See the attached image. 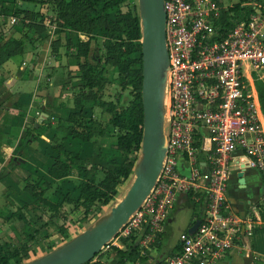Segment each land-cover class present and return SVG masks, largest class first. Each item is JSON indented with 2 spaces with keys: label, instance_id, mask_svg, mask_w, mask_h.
<instances>
[{
  "label": "built area",
  "instance_id": "2783aa9c",
  "mask_svg": "<svg viewBox=\"0 0 264 264\" xmlns=\"http://www.w3.org/2000/svg\"><path fill=\"white\" fill-rule=\"evenodd\" d=\"M251 4L245 21L224 30L214 23L215 0H163L166 153L155 185L119 235L131 233L138 256L146 255L180 193L199 216L191 233L179 231L178 247L151 264H215L241 228L264 227V115L254 82L264 77V11ZM238 155L262 181L259 199L244 215L230 210L225 195ZM125 264L140 262L134 257Z\"/></svg>",
  "mask_w": 264,
  "mask_h": 264
},
{
  "label": "crops",
  "instance_id": "0c3cea01",
  "mask_svg": "<svg viewBox=\"0 0 264 264\" xmlns=\"http://www.w3.org/2000/svg\"><path fill=\"white\" fill-rule=\"evenodd\" d=\"M216 2L219 10L235 2L244 3L240 0L225 4L220 0ZM14 7H19L18 12L10 13ZM27 8L42 12L41 29L26 25L30 18L21 9ZM49 10L52 12L49 13ZM53 11L49 0H0V42L8 36H15L22 45L20 53L9 56L0 64V245L22 243L25 245V254L29 257L41 254L46 245L55 246L62 242L57 225L65 226L69 235L75 232V223L69 222V214L65 219L56 215L47 217L44 223L41 215L48 214L49 211H41L42 204L24 187V179L28 176L35 177L39 172L45 181H55L46 172L55 155L51 148V137L54 134L63 136L57 128V119H67L72 108L71 96L66 97L62 93L68 76H72L73 85L76 86L77 67L73 62L72 43L76 37L86 38L73 31L55 32ZM10 17H14V20L11 21ZM261 34L264 35V25L261 27ZM57 72L62 73L59 79ZM82 102L83 107H90L94 118H107V112L101 111L97 106H90L88 100ZM54 116H57L55 123ZM108 128L109 134L95 137L93 144L70 136L65 137L63 143L67 148L79 150L82 159L92 160L98 153H103L107 160L122 158L125 153L112 147L115 137L111 128ZM237 153L236 151L235 155ZM67 158L64 160L67 161ZM244 160V156L238 155L231 161L225 191L230 210L240 215L250 209V204L259 199L262 191L258 170L242 166ZM240 170L244 180L243 188H239L237 182L236 172ZM253 172L257 174V179L251 177ZM53 187L54 184L45 191V195L50 198L53 197ZM182 202L190 206L186 198L176 201L160 230L165 228L164 232H169V235L161 232L159 238L146 248V255L138 256L133 237L130 238L134 248L133 256L140 264H151L174 250L176 236H171V225L175 221L174 212ZM68 205L64 204L65 207ZM195 212L194 205L182 230L190 225ZM247 221H244V226ZM117 246H122V243ZM118 258V254L112 256L113 261L108 264H114ZM95 259L105 264L102 259ZM257 261H264V227L261 226L249 233L241 228L225 258L215 264H258Z\"/></svg>",
  "mask_w": 264,
  "mask_h": 264
},
{
  "label": "trees",
  "instance_id": "16d2710c",
  "mask_svg": "<svg viewBox=\"0 0 264 264\" xmlns=\"http://www.w3.org/2000/svg\"><path fill=\"white\" fill-rule=\"evenodd\" d=\"M250 1L259 3L261 10L264 11V0ZM49 2L55 11V32L73 31L83 34L86 38L76 37L72 43L73 62L77 67L75 79L77 91L71 96L72 108L67 119H57L59 124L57 128L63 136L58 137L54 134L51 137V148L55 155L46 172L55 181H45L39 172L35 177H26L24 187L42 204L41 211H49L48 214L41 215L44 223L47 217L56 215L65 219L69 214V222L77 224L75 228L79 227L75 229L77 232L90 221L91 213L95 217L109 205L110 201H114L118 193L117 187L126 183L130 175L139 148L141 129L139 22L135 0H49ZM251 2H235L221 8L214 23L220 24L225 30L236 22L245 21L254 10ZM18 9L19 7H14L10 13L15 14ZM21 10L30 18L26 23L28 27L42 28V12L30 8ZM97 34L101 38L103 52L93 57L91 61L87 57L89 39ZM21 50L22 45L18 37L8 36L3 39L0 42V64ZM108 70L116 72L121 77V87L129 86L130 98L125 103H119L117 100L112 103L102 98L100 90L110 81ZM254 82L264 115V77L255 79ZM83 100H88L90 106H97L101 111L107 112V118L105 120L94 118L90 107H83ZM108 127L115 137L112 147L125 153L122 158L107 160L103 153H98L92 160L82 159L79 150L67 148L63 143L64 138L70 136L81 142L91 141L93 144L95 137L109 134ZM64 155H67V161L64 160L66 158ZM52 184L53 197L50 198L45 195V191ZM66 203L69 205L65 207ZM101 205L104 207L101 208ZM194 216L197 218L199 213L195 212ZM260 216L264 218L262 211ZM85 219L88 221L82 224ZM56 229L61 233V241L71 236L61 224L57 225ZM160 234L161 231L157 233V239ZM116 237L122 246L109 243L107 247H112L119 255L114 264H125L127 259L134 258V248L130 240L132 234L122 236L118 233ZM52 247L54 245L44 246L41 253ZM177 247L176 241L174 250ZM24 250L25 245L22 243L0 245V264H17L36 256L29 257ZM92 257L87 263L104 264L97 259L91 260ZM257 263L264 264V261Z\"/></svg>",
  "mask_w": 264,
  "mask_h": 264
},
{
  "label": "water",
  "instance_id": "95a60500",
  "mask_svg": "<svg viewBox=\"0 0 264 264\" xmlns=\"http://www.w3.org/2000/svg\"><path fill=\"white\" fill-rule=\"evenodd\" d=\"M139 22L141 129L126 188L91 221L54 247L17 264H83L116 237L129 216L149 194L160 174L166 153L165 120L167 51L164 40L163 0H135ZM238 187H244L237 171ZM180 193L178 199H183ZM197 219L186 227L191 233Z\"/></svg>",
  "mask_w": 264,
  "mask_h": 264
},
{
  "label": "rangeland",
  "instance_id": "374dc122",
  "mask_svg": "<svg viewBox=\"0 0 264 264\" xmlns=\"http://www.w3.org/2000/svg\"><path fill=\"white\" fill-rule=\"evenodd\" d=\"M220 1L225 4V3H230L233 0H220ZM240 1H243L244 3L250 2V0H240ZM122 10H124V6H122ZM51 12L52 11L49 10V13H51ZM53 13H54V11H53ZM102 52H103V45L101 42V38L98 36V34L94 35L93 37H90V39H89V52H88L87 57L91 61H93L92 58L101 55ZM100 60H102V58ZM107 72H108L107 75L109 76L110 81L108 83H105L100 90V94H101L102 98L109 100L112 103L114 100H117V102H119V103H125L130 98L129 86L121 87V83H120L121 77L118 76L116 74V72L109 71V70ZM74 73H75V70H74ZM61 75H62V73L59 74L57 72L56 73L57 79H59V77H61ZM66 79L67 80L65 82V86L62 89V93L64 95H66V97H70L77 90H76V87L73 85L74 80H73L72 76H70V77L68 76ZM53 82H54V80H53ZM55 82H57V80H55ZM60 82H61V80H60ZM62 93H60V94L62 95ZM56 105H57V103H56ZM57 113L58 112H55V114H57ZM59 113H61L60 110H59ZM56 117L57 116H54V119H53L54 123L56 122V119H57ZM73 141L75 142V140H73ZM64 156L66 157L67 155H64ZM251 177L257 179V174L255 172H253ZM125 188H126L125 183H123L117 187L118 193L115 195L114 201L120 197V195L123 193ZM111 203L112 202L110 201L109 204H111ZM103 207L104 206L101 205V208H103ZM190 212H191V207H189V206L188 207L186 206L183 208H178L175 210V212H174V220L175 221L171 225V236L172 237L176 236V238H177L179 231L182 230V227L184 226L183 222L188 217ZM90 216H91V219H89V220L91 221L94 218V216L92 213ZM86 221H88V219L83 220V222H81V223L85 224ZM76 225L77 224H75V226ZM77 228H79V227H77ZM77 228H75V229H77ZM163 229L164 230L161 231L162 234L164 233V234L169 235V232H164L165 228H163ZM167 229H169V225H168ZM253 230H257V227H254ZM161 237H162V235H161ZM110 243L114 244V245H121V242L118 240L117 237L112 239ZM173 243H175V242H173ZM33 244L34 243H32V246H33ZM112 256H117L116 251H114V249L112 247L105 246L101 250H99L98 253L95 256H93L91 260H94L95 258H100V259H102L103 262H105V264H108L109 261H113V259L111 260ZM87 262L88 261H86L83 264H90Z\"/></svg>",
  "mask_w": 264,
  "mask_h": 264
},
{
  "label": "flooded vegetation",
  "instance_id": "af4514ba",
  "mask_svg": "<svg viewBox=\"0 0 264 264\" xmlns=\"http://www.w3.org/2000/svg\"><path fill=\"white\" fill-rule=\"evenodd\" d=\"M189 207H192L193 205H192V203H189ZM187 206V204H185L184 202H182L180 205H179V207L178 208H183V207H186ZM188 207V206H187ZM169 215V214H168ZM190 215H191V213L188 215V217L184 220V222H183V224L185 225L187 222H188V220H189V218H190ZM183 228V227H182Z\"/></svg>",
  "mask_w": 264,
  "mask_h": 264
}]
</instances>
